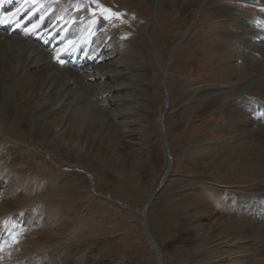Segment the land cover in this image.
<instances>
[{"label": "rangeland", "instance_id": "obj_1", "mask_svg": "<svg viewBox=\"0 0 264 264\" xmlns=\"http://www.w3.org/2000/svg\"><path fill=\"white\" fill-rule=\"evenodd\" d=\"M36 1L42 10L44 0ZM251 1H78L91 4L85 26L102 24L106 36L117 33L134 70L149 72L139 81L148 88L140 97L144 111L133 114L141 125L128 121L123 129L112 120L109 127L107 109L101 113L80 92L73 102L76 119L61 116L57 128L39 135L38 123L24 126V101L8 109L7 97L0 100L9 135L0 144V264H63L67 258L71 264H158L140 214L152 196L147 227L163 264H264V162L256 164L248 142L235 169H210L228 159L230 146L223 145L246 142V125L247 139H254L253 124L264 122L258 104L264 103V77L248 93L241 89L244 80L264 74L255 62L258 52L247 50L239 29L242 11L250 14L253 33L264 26L262 1ZM221 86L237 90L212 98ZM238 94L244 97L234 99ZM167 97L172 162L164 181L168 157L157 119ZM228 108L239 109L238 124ZM5 185L14 187L8 196ZM78 229L88 234L79 248L69 236Z\"/></svg>", "mask_w": 264, "mask_h": 264}, {"label": "bare ground", "instance_id": "obj_2", "mask_svg": "<svg viewBox=\"0 0 264 264\" xmlns=\"http://www.w3.org/2000/svg\"><path fill=\"white\" fill-rule=\"evenodd\" d=\"M64 1L66 6H64ZM78 1L60 0L57 4L56 2L51 3V0H44L41 7L46 6V10L42 11L41 8L34 7L36 0H28L24 7H20L22 1L19 0H0V48L2 51V55L0 53V100L7 97L8 109H13L16 103L20 104L19 100L24 101L25 106H21V113L26 117L24 126L38 123L37 133L39 135L52 128H57L55 122L64 120L61 116L76 119L79 114L77 109L73 107V102L80 92H84L86 96H91L93 106L101 113L107 109L105 111L107 113L103 114H105L106 119L108 117L111 119L106 121L109 127L112 126V120H118L119 128H127L128 121H130L129 126L131 123H135L139 127L141 119L134 117L133 114L144 111V104L140 97L143 91H148V88L141 86L139 81L146 78L149 72L144 70L136 72L134 70L133 66L136 64L127 60L128 55L122 51L117 33L111 32L106 36V33H103L105 29H103L102 24L97 25L95 29L85 26L83 18L91 12V4L88 5L85 2L82 4ZM261 1L258 6L264 9V0ZM76 6H78L80 13L74 11ZM101 11L102 9L99 12ZM241 13L245 17L239 14V29L243 30L241 35L243 41H239L244 42L247 50L258 52V56H255V62L257 65L260 62L259 64L263 68L264 62L261 63L257 58L261 55L264 58V34L260 30L261 27H264L263 23L258 24L257 28L260 27V29H255L256 31L253 33L250 28L251 20L248 19L250 14L246 11ZM256 20L261 22V19ZM123 29L125 30V28ZM61 61L63 62L61 63ZM14 62L19 64L15 69L11 65ZM253 76V78L247 79L248 81H243L241 89L244 91L242 94L248 93V87L254 85V82L258 83L262 80L264 74L256 73ZM94 82L97 83L92 84ZM236 90V87L221 86L211 93V97L218 100L228 93L234 95ZM6 91L10 94H6ZM26 92H28L27 100L23 98ZM242 94L236 95L234 99L243 98L244 95ZM168 102L169 98L167 97L160 108L157 119L168 157V168L164 181L170 174L169 165L172 162L164 127ZM258 104L264 110V103L258 102ZM114 106L119 107V109H114ZM227 110L233 115L232 118L230 117L233 119L231 122L239 121V109L233 111L232 108H228ZM253 125L255 126L254 139H247L249 125H246L241 131V136L245 137L243 140L246 142L241 141L240 145L239 142H228L223 145L230 146V150H225L228 159H217L211 163V170L228 171L235 169L239 163V158H246L248 142H252V156L255 157L256 164L260 165L264 162V122H255ZM5 130V120L0 117V144L4 142V136L9 137L4 132ZM233 138L231 137L229 140H234ZM223 146H221L222 149ZM239 146L242 149L241 153L239 154V151L234 153L236 148L239 150ZM2 156L3 153L0 154V157ZM237 159L238 161H236ZM2 169L3 163L0 162V173H2ZM11 169L13 167L9 168L8 171ZM4 188L7 196L14 189L12 185L8 189L5 185ZM62 195H64L63 192ZM153 198L154 196L146 202L140 214L147 239L157 252L158 264H163L160 248L147 227V213ZM3 207L0 204V215L3 213ZM78 230L80 231L72 234L70 231L69 236L71 239L77 238L79 240L76 243L79 248L80 243L83 239H87L88 234L84 233L85 229ZM233 244L236 245V243ZM63 264H71V259L67 258Z\"/></svg>", "mask_w": 264, "mask_h": 264}, {"label": "snow or ice", "instance_id": "obj_3", "mask_svg": "<svg viewBox=\"0 0 264 264\" xmlns=\"http://www.w3.org/2000/svg\"><path fill=\"white\" fill-rule=\"evenodd\" d=\"M105 11H111L110 9H105ZM112 14V16H115V17H120V16H123L124 15V13H118V12H112L111 13ZM108 17H105V19H107ZM63 61H61V63H62Z\"/></svg>", "mask_w": 264, "mask_h": 264}]
</instances>
